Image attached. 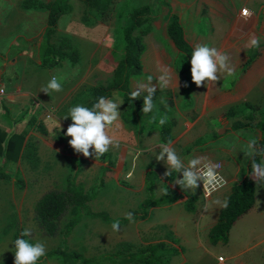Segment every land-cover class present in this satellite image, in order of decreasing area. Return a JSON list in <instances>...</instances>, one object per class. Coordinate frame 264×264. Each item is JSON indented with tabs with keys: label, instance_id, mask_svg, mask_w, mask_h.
<instances>
[{
	"label": "crops",
	"instance_id": "1",
	"mask_svg": "<svg viewBox=\"0 0 264 264\" xmlns=\"http://www.w3.org/2000/svg\"><path fill=\"white\" fill-rule=\"evenodd\" d=\"M25 1L0 0V88L5 89V94H0V167L8 173L12 163L19 165L27 155L32 161L42 147L58 149L62 140L69 145L71 137L66 132L70 124L62 123L59 114L69 112L73 104L86 98L89 99L86 107L91 108L94 88L102 85L88 86L87 91H81L79 84L71 87L72 83L67 82L66 59L57 66L43 63L42 44L48 26V10L38 7V4L26 8L23 5ZM33 1L49 3L53 0ZM250 2L253 4L251 8L248 7ZM245 7L254 13L247 22L240 16L241 9ZM172 9L170 13L179 16L188 43L193 48L196 44H205L225 52L229 56L230 65L235 67V74L231 77L223 75L209 89L207 86L196 85L187 91L188 80L177 65L167 63L153 50L149 56H145L148 66L143 68V72L149 76H133L130 89L134 91L138 82H147L151 77L153 85L157 87L156 94L166 90L170 94L161 102L153 100V113H142L146 121L151 122L149 126L141 123L144 130L125 121L123 113L126 98L120 91L113 92L108 99L119 97L122 110L118 122L120 126L109 128L108 133L118 142L119 147L110 148L114 151L113 160L109 168L103 167L102 170L114 172L118 190L122 187L121 179L136 184L137 187L132 190L133 198H138L137 195L141 193L145 196L142 201L149 197L155 201L169 199L141 210L140 201L138 207L134 208L131 206L133 200L128 201L124 197L123 209L119 206L121 197L117 195L113 199L114 215L118 213V216H126L131 211H138L140 217L135 222L138 225L140 223V234L144 236L162 230L160 235H155L160 237L155 243L165 241L169 246L179 248L180 252L170 258L171 262L177 264H220L219 254H215L213 248L223 245L230 250L224 264H264V190L260 191L259 183H256L255 206L235 222L230 232V241L213 245L209 240V232L218 220L232 185L250 174L253 158L244 155L246 143L255 139L259 146H264L263 132L257 125L264 118V0H175ZM208 19L209 32L203 35L200 25ZM60 33L64 36L61 37ZM70 34L58 26L53 39L55 42L64 37L70 40ZM250 37L259 39L258 48L249 46ZM70 45L79 51L78 62L73 63L69 59L76 67L82 61V51L74 47L71 40ZM113 52L116 54L115 50ZM162 67L168 68L172 77L165 88H160L157 80L161 75L158 68ZM56 68H64L66 72V79L62 82L63 90L48 95L41 89L46 86ZM83 78L85 76L81 74L79 79ZM144 94L147 93L140 96L142 107ZM232 107H236L237 112L229 118L226 113ZM49 113L51 119L47 118ZM153 115L155 120L152 119ZM161 117L172 121L170 142L185 164L201 156L214 163L222 162L221 175L227 181L225 187L206 199L201 187L202 181L198 182L199 187L195 191L184 190L176 184L178 178L182 179V173L168 169L164 161L157 159L161 151L159 146L164 144L161 142ZM236 120L251 121V124L236 128L233 127ZM9 142L13 156L8 160L2 152ZM257 155L259 163L264 162V152ZM109 156L112 157L110 153ZM69 159L78 161L79 165L74 169L77 176L83 163L90 160L83 155H74V158ZM167 171L168 176L165 175ZM151 174L154 180L152 192L148 189ZM147 191L150 194L148 197ZM175 196L179 198L174 200ZM191 197H196L195 209L192 211L187 208V201ZM170 234L173 238L169 237ZM173 239L178 242L173 243ZM129 242L133 243V240ZM250 252L252 254L246 256ZM179 255L183 256L182 261L177 260Z\"/></svg>",
	"mask_w": 264,
	"mask_h": 264
},
{
	"label": "rangeland",
	"instance_id": "2",
	"mask_svg": "<svg viewBox=\"0 0 264 264\" xmlns=\"http://www.w3.org/2000/svg\"><path fill=\"white\" fill-rule=\"evenodd\" d=\"M165 1L166 4L156 3L155 0H114L111 12L107 17L103 18L97 11L88 8L82 0H71L73 11L72 13L63 15L60 18L59 24L61 30L71 33L69 37L72 45L82 51V61L76 67H74L69 59L65 61L66 68L68 67L67 82L72 83L71 87L79 84L82 87L81 91H87L88 86L98 84L107 85L111 82L114 70L122 54V50L115 48L117 30L120 25L128 26L131 23L130 13L133 8L144 5L153 6V12L151 14L153 31L145 37L147 49L142 55L144 56L142 60L143 68L148 66L145 56H149L154 50L159 53L161 58L167 60V63L177 65V68L182 70L186 79L192 81L191 65L187 61L188 58L183 56L176 46H174L167 31L169 14L173 10L175 0ZM252 6L253 4L250 2L248 7L251 8ZM209 21L208 19L200 25V30L203 35L209 32ZM60 34L61 37L64 36L62 33ZM115 49L118 55L114 54L113 51ZM81 74H84L85 78L79 79L81 78ZM53 75L63 77L62 82L66 79L64 68H56L52 71L51 76ZM141 75L143 77L149 76L145 71ZM169 94L167 90L162 93H155L154 100L158 99L161 102L167 99ZM145 95L147 94H144L143 97ZM86 99L75 104L72 103V107L76 105L87 106L89 99ZM113 100L120 103V98L117 96ZM119 110L121 113V105ZM68 114L69 112L67 111L59 114L62 123H72L70 117L66 120L64 119ZM53 122H56V120H53ZM143 122L148 123L145 126L151 124L150 120H144ZM108 132H110V129H108ZM60 143L62 145L58 149L42 147L41 151L35 153L36 155L32 161L27 158V152V156L22 158L19 165L15 163L11 164L9 168L11 178L0 181V264H8L14 260V241L17 236L20 237V233L24 229H30L32 232L31 237H26V239L32 243L38 241L43 243L46 246L47 252L50 250L64 249L68 250V252L78 251L86 257H100L102 255L113 254L120 250L122 247L121 243L132 240L134 243L132 251L139 252L160 239L159 236L156 237L155 235H160L162 230L143 236L139 232L141 228L140 223L139 225L136 222L131 223L125 216H118V213L114 215L116 211L114 210L115 202H113V199L117 195L121 197L119 206L123 209L124 206H122V203L125 202L123 198L126 197L128 201L133 200L131 206H134V208L138 207V202L140 201L141 210H143L142 200L145 196H142L143 194L140 193V195H137L139 196L138 198L135 196L133 198L132 190L137 185L131 184V182L125 179H121L123 180L122 187L118 190L114 172L109 173L107 170H102L103 167H108L110 161L113 160V149L108 151L112 155L111 158L107 152L100 158L98 163L94 155L87 157L90 160L85 159L87 163L84 162L83 167L80 168L76 182L79 185H83L88 193H91L94 187L100 185L101 180L104 181L103 187H100L96 199L91 201L89 206L94 212H110L111 214L109 216L114 222L116 219L118 221V218H121L119 221L121 230L114 232L111 228L112 221H106L101 217L96 218L84 213L79 223L67 237L66 224L71 219V214L68 213L60 220L59 232L55 236L44 234L39 226L35 205L39 198L47 191L66 190L69 178L75 174L74 169L79 165L78 161H71L69 158H74V155H83L82 153H76L70 144L66 145L67 142L65 140L60 141ZM90 151L93 150L90 149ZM263 190L264 185H261L260 191L262 192ZM149 195V191H147V197ZM262 219H264V216H262ZM262 230H264V220ZM213 249L215 254L224 257L230 252L229 248L224 245L214 247ZM251 254L252 252L245 255L250 256ZM177 260L182 261L183 256L179 255ZM38 264L61 263L59 257L52 254ZM102 264L112 263L106 261ZM168 264L177 263L169 260ZM201 264L207 263L204 262Z\"/></svg>",
	"mask_w": 264,
	"mask_h": 264
},
{
	"label": "trees",
	"instance_id": "3",
	"mask_svg": "<svg viewBox=\"0 0 264 264\" xmlns=\"http://www.w3.org/2000/svg\"><path fill=\"white\" fill-rule=\"evenodd\" d=\"M70 1L71 0H53L49 3H37L33 0H26L23 4L26 8L38 4V7L46 8L48 10V26L42 44V61L45 65L57 66L64 59H70L73 63H76L79 60V51L71 48L70 40L68 38L64 37L60 41H57L58 43L53 39L58 31L60 18L73 11V5ZM82 1L88 8L97 11L103 18L109 15L114 3V0ZM155 1L160 4L166 3L165 0ZM152 12L153 6L151 5L133 8L130 13L131 23L128 26H119L115 48L122 50V54L114 71V78L110 84L99 85L94 88V99L91 104V106H93L101 96L109 98L113 95L114 91H120L127 101L123 117L126 122L133 124L138 129L141 128V123L146 125L147 122H143L144 120L146 121V119L142 115L143 112L140 97L137 98V100L129 99V94L132 92L130 89V79L133 76L141 75L143 72L141 58L147 48L145 37L152 31ZM168 34L173 40L176 48L183 56L188 58L187 61L189 62V65H191V54L194 48L186 40L184 28L176 13L169 14ZM68 48L71 49L68 50ZM116 49L115 53L118 55ZM179 70L182 72L181 69ZM182 74L184 75L183 72ZM194 86H196V84L188 80L187 91H191ZM236 112L237 108L232 107L227 111L226 116L230 118L235 115ZM249 124H251V121L243 122L236 120L233 123V127L238 128L249 126ZM257 125L261 128L264 137V118L258 122ZM172 126L173 123L171 120H166L164 125H160L162 143L166 144L171 141ZM141 129L144 130L145 128L142 127ZM2 153L6 156V159H11L13 153L10 150V142L6 145L5 151ZM255 160L259 163L258 155L255 156ZM3 165H5V163ZM251 174L252 168L250 165L249 176L236 181L232 185L231 192L226 199L228 207L221 208L218 220L209 232V240L211 244L216 245L220 242L227 244L230 241V232L235 222L255 206L257 186L256 181L251 177ZM151 176L152 174L149 175L151 182L149 183L148 188L150 192L154 189V180ZM10 178V174L6 172L4 168L0 167V179L8 180ZM76 180L77 174H74L69 178L66 190L47 191L37 201L35 212L39 221V226L44 234L55 236L59 232L60 220L68 213L71 214V219L66 224L67 237L79 223L84 213L92 217H101L106 221H112L107 211L94 212L89 206V203L96 199L100 187H103L102 185L104 181L101 180L100 185L94 187L92 192L88 193L85 187L79 185ZM178 198L179 196L173 197L174 200ZM165 200L169 199L162 198L155 201L154 199L152 200V197H149L143 201L142 207L143 209H147L152 203H158ZM195 202L196 197L188 199V210L192 211L195 209ZM131 213L134 218L140 216L138 215V211H131ZM169 237L173 238L171 234ZM17 238H19V236H17L16 239ZM24 238L26 239V237ZM172 241L173 243L178 242L175 239ZM121 246L122 247L117 252L102 255L100 257H86L83 253L78 251L68 252V250L64 249L50 250L38 263L42 262L47 256L54 254L59 257L61 264H102L106 261L112 264H168L170 258L180 252L179 248L169 246L165 241L151 244L139 252L132 251L134 245L131 242H123L121 243ZM8 264H14V260Z\"/></svg>",
	"mask_w": 264,
	"mask_h": 264
},
{
	"label": "clouds",
	"instance_id": "4",
	"mask_svg": "<svg viewBox=\"0 0 264 264\" xmlns=\"http://www.w3.org/2000/svg\"><path fill=\"white\" fill-rule=\"evenodd\" d=\"M254 13L247 7L241 9L240 16L247 22L252 18ZM260 41L258 38L250 37L249 46L259 47ZM191 78L192 82L198 87L207 86L208 89L214 87L223 75L229 77L235 74V67L230 65L229 56L225 52H221L217 48H210L205 44H196L191 54ZM161 75L157 77L158 86L165 88L171 81V72L168 68H158ZM63 77L53 75L46 86L42 87L41 91L50 95L51 92H61L63 90ZM157 87L153 85L152 78L149 77L147 82H138L136 89L129 94L130 100H137L142 93L147 95L143 97L142 112L146 115L152 113L154 105V95ZM4 92L0 88V94ZM120 103L108 99L106 97H99L98 101L93 104L91 108L84 105H76L69 109L68 116L64 119L71 118L72 123L68 126L66 135L71 137L69 140L70 146L76 153H82L84 157H92L94 155L97 163L111 147H119L108 129L116 126L119 127L120 119ZM51 119V117H49ZM156 119L155 115L152 117ZM166 118L161 117L159 124L164 125ZM161 151L157 159L164 161L168 169H173L182 173V179L178 178V184L184 190L195 191L199 187L198 182H203L204 197L207 199L212 196V193L219 191L225 187L227 181L220 174L219 163H214L207 157H194L190 159L187 164L177 154L171 142L159 146ZM92 149L93 151H90ZM264 152V146H259L255 139L249 140L246 143L244 155L252 159V174L251 177L261 185H264V162L257 163L255 156ZM131 175V174H129ZM169 175V171L165 173ZM166 194V193H165ZM223 207H228V202H223ZM125 218L130 222H135L134 216L131 212L127 213ZM111 228L114 232L121 230L119 221L112 223ZM30 229H24L20 233V237L14 241L15 259L14 264H38L42 257L47 254L46 246L41 242L31 243L24 237H31ZM220 264H224L225 257L219 256Z\"/></svg>",
	"mask_w": 264,
	"mask_h": 264
},
{
	"label": "built area",
	"instance_id": "5",
	"mask_svg": "<svg viewBox=\"0 0 264 264\" xmlns=\"http://www.w3.org/2000/svg\"><path fill=\"white\" fill-rule=\"evenodd\" d=\"M4 89V88H3ZM3 94H5V89H4V92L1 94V95H3ZM49 117H51V114L49 113V114H47V118H49ZM216 163H219L220 165H221V167H220V169H219V171H220V174H221V171H222V162H216ZM201 187H202V190H203V193H204V188H203V182L201 183ZM213 194V193H212Z\"/></svg>",
	"mask_w": 264,
	"mask_h": 264
}]
</instances>
